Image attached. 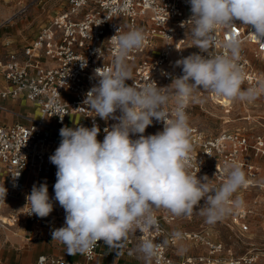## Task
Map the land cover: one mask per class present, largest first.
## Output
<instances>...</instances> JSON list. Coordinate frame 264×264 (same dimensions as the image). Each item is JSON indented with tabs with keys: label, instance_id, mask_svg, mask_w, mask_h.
Wrapping results in <instances>:
<instances>
[{
	"label": "clouds",
	"instance_id": "clouds-1",
	"mask_svg": "<svg viewBox=\"0 0 264 264\" xmlns=\"http://www.w3.org/2000/svg\"><path fill=\"white\" fill-rule=\"evenodd\" d=\"M187 3L191 15L181 26L188 29L199 51L175 62L182 75L171 77L164 87L155 81L138 85L129 57L143 47L146 36L141 28L132 26L124 31L119 27L110 38L114 47L111 68L102 73L95 70L98 82L84 101L95 113L93 117L117 122L104 129L102 142L97 139L100 128L95 123L89 128L77 121L74 127L59 130L61 140L49 160L56 167L54 200L63 208L65 219L51 236L52 241L66 246L69 255L85 254L103 241L120 256L129 233L139 231L141 239L130 254L137 255L142 264H153L160 248L169 243L168 239L144 237L158 230V210L176 217L196 214L215 224L243 205L236 193L247 184V178L239 164L225 165L219 185L213 183L217 172L210 179L189 170L193 146L186 108L197 91L242 102L264 94V80L242 87L245 73L238 63L242 41L233 31L239 22L264 41V0ZM217 28L226 33L223 41H218ZM218 43L224 51L215 54L212 49ZM86 66L87 61H81V68ZM128 80L133 83L127 84ZM170 101L174 102L171 110ZM153 120L163 123V129L144 135ZM19 174L13 175L14 179ZM6 194L3 185L0 197L4 199ZM26 205L29 215L49 216L54 205L46 181L32 186ZM171 235L182 238L180 231Z\"/></svg>",
	"mask_w": 264,
	"mask_h": 264
},
{
	"label": "built area",
	"instance_id": "built-area-1",
	"mask_svg": "<svg viewBox=\"0 0 264 264\" xmlns=\"http://www.w3.org/2000/svg\"><path fill=\"white\" fill-rule=\"evenodd\" d=\"M63 6L64 10L43 25L30 43L19 50L10 49L4 60L0 61V73L7 83V87L0 91V98L7 101L24 98L39 108V116L19 115L25 123L0 125V165L5 174L4 180H0V187L4 185L7 189L5 198L0 197V231H10L19 226L30 227L36 230L31 233V239L40 237L38 230L52 228L55 219H64L63 208L56 210L54 218L51 215L39 218L34 214L29 215L30 207L26 205V195L32 189L26 182V176L29 173L44 176L56 174V167L49 157L59 146V130L67 126L72 117L79 116L90 127L93 123L97 124L100 134L104 136V129L117 122L93 117L95 113L84 104L87 92L98 82L95 70L101 69L102 73L111 68L114 47L110 38L117 29L120 27L127 31L134 26L143 29L146 36L143 47L129 57L133 79L138 85L146 81H155L158 87L169 85L171 77L182 75V68L175 66V62L199 51L188 29L181 26L191 15L187 0H64ZM233 31L242 41L238 62L245 73L242 87L254 86L264 80V41L256 39L249 27L239 22ZM216 35L218 41L226 38L221 28H217ZM11 45L12 42H5L7 48ZM212 51L219 54L224 50L218 43ZM84 60L87 66L81 68V61ZM126 83L131 85L133 81ZM205 94L211 103L222 107L227 113L236 105L243 107L247 116L242 120L248 125H252L249 111L264 101V94L254 101L244 102L209 92ZM202 96L201 91L194 94L186 108L188 116L192 104L199 102ZM173 106L174 102L170 101L169 110ZM1 109L10 112L5 107ZM120 114L117 110L115 115ZM259 126L264 129L262 123ZM162 129L163 123L153 120L144 135L155 134ZM191 129L193 150L189 170L193 174L197 173L198 177L207 175L212 179L217 172L213 183L219 185L226 164H239L245 171L247 184L236 193L242 198L243 205L224 219L232 231H237L239 235L246 234L250 229L248 217L252 213L245 206L246 194L252 188L261 187L257 183L259 168L252 163V158L264 156V131L254 134L243 127L210 135L197 126L191 125ZM18 173L19 177L14 179L13 175ZM48 192L49 196L54 194L53 186L48 185ZM11 203L16 205L11 206ZM255 204L260 203L255 201ZM197 216L176 217L164 209L157 211L159 228L145 233L144 237L154 241L168 239L169 243L160 248L153 264H241L244 261L224 262L218 257L224 251L222 243L213 242L208 233L183 227V221H186L185 224L191 223ZM173 231H180L182 238L172 237ZM136 234L138 241L128 240L122 250L129 256L137 257L134 253L130 254L141 239L142 234L139 231ZM101 243L98 241L89 252L83 254V262L42 255L32 264H92L98 257ZM180 244H185V247ZM199 244L206 247V254L197 252ZM178 249L181 252L179 258H175L173 254ZM119 262V257L115 255L111 264Z\"/></svg>",
	"mask_w": 264,
	"mask_h": 264
},
{
	"label": "rangeland",
	"instance_id": "rangeland-1",
	"mask_svg": "<svg viewBox=\"0 0 264 264\" xmlns=\"http://www.w3.org/2000/svg\"><path fill=\"white\" fill-rule=\"evenodd\" d=\"M1 1L8 3V7H11L10 3L12 1ZM20 4V10L16 15L0 20V30L7 29L12 33V29H16V27L20 29L18 39H14L12 36H8L10 38H7V41L12 42L10 48L13 50H19L24 45L30 43L40 28L65 8L63 6L64 0H42L41 2L39 0H20ZM0 48L7 47L4 44L0 45ZM201 92L203 96L200 97L199 102L192 104L190 110V126H197L210 135H217L224 130L232 131L243 127L254 134L264 131L259 126V123L264 125V101L259 102L256 107H253L249 111L248 114L251 116L252 125H248L247 122L242 120L243 117L247 116L243 107L236 105L230 113H227L222 107L211 103L206 97L205 91ZM75 121H79V124L90 128L88 122L82 117H76ZM73 125L75 126L74 122ZM99 141L102 142L103 140L100 139ZM252 163L259 168L257 183L261 187L252 188L246 194L247 204L245 206L252 212L248 217L250 229L246 234L239 235L237 231H232L228 227V221L226 219H222L215 224L206 223L205 219L201 216L195 217L191 223L185 224L186 221H183V227L190 231L199 230L200 232H204V234L208 233L209 238L213 242L222 243L224 251L218 257L223 259L224 262L243 259L244 261L241 264H264V156L258 158L253 157ZM255 201L260 204H255ZM178 225L181 226L180 224ZM12 231L17 232L18 228L12 229ZM8 233V231H0V250L19 248L20 251L16 253L21 256V252H28L33 248V242L28 243L24 239L21 240L24 243L20 247L19 244H15L7 238ZM180 245L185 247V244ZM188 246L191 247L189 244ZM180 252L179 249L174 252L173 255L175 258H179ZM197 252L206 254L207 249L200 245ZM2 253L3 251H0V259L5 262ZM24 254L27 255V253ZM136 264H142L140 258H138Z\"/></svg>",
	"mask_w": 264,
	"mask_h": 264
},
{
	"label": "crops",
	"instance_id": "crops-1",
	"mask_svg": "<svg viewBox=\"0 0 264 264\" xmlns=\"http://www.w3.org/2000/svg\"><path fill=\"white\" fill-rule=\"evenodd\" d=\"M10 1H12L10 3L11 7H8L9 6L8 3L2 2L0 0V20L2 18L4 19L10 18L11 16H14L19 12L20 10L19 5H21L20 0H10ZM19 31L20 29L18 27H16V29H12V33L9 32L7 29L0 30V45H4L5 42H7V38H10L8 36H12L14 39H18ZM10 49L12 48H0V61L4 60ZM6 87H7V83L3 75L0 73V91L5 89ZM2 107L7 108L8 110H10V112H6L2 110L1 109ZM38 113H39V108L36 105L28 102L24 98H20L18 100H8V101L0 98V125L2 126L12 125L15 123H25L23 119L19 118V115H26L32 117L36 115L39 116ZM76 117L79 116H75V118ZM75 118L72 117L69 120L67 124L68 127H74L73 122H76ZM103 138L104 136L99 133L97 139L103 140ZM4 178H5L4 170L0 165V180H4ZM25 179L27 184L31 188L34 184L38 185L45 181L49 186H54L56 182V175L44 176V175L29 173ZM54 195L55 194H51L50 196V198H52L55 204L53 211L49 214L53 218L56 215V210L62 208L60 207L59 203L54 200ZM10 205L15 206L16 204L11 203ZM63 214L65 219V213L63 212ZM64 219L60 221L55 219L52 228L45 227L38 230V233H40V237L38 239L30 238L31 233L36 232V230L33 231L30 227L19 226L17 232H14L12 230L8 231L9 233L7 234V238L10 239L12 242H14L15 244H19L21 247V244L24 243L21 240L24 239L28 243L33 242L32 245L33 248H31L28 252H21L22 253L21 256L17 255L16 253L20 251L19 248H13L7 250L1 249L0 251H3L2 257L5 258V262H3L2 259H0V264H32L37 260L39 256L42 255L60 257L74 262H83V254L77 253L75 255H69L67 253L65 245L55 240L52 241V236H51L52 230L54 228H58L61 225H64ZM136 233L135 234L129 233L128 240L133 239L135 241H138V236ZM24 253H27V255ZM115 255L116 252H114L113 249H109L108 246L105 245L104 242L102 241L98 257L92 264H111L113 257ZM14 256H16V258H14ZM118 257L120 260L119 264H136L138 260V257L129 256L126 253H124V251H122L121 255Z\"/></svg>",
	"mask_w": 264,
	"mask_h": 264
},
{
	"label": "bare ground",
	"instance_id": "bare-ground-1",
	"mask_svg": "<svg viewBox=\"0 0 264 264\" xmlns=\"http://www.w3.org/2000/svg\"><path fill=\"white\" fill-rule=\"evenodd\" d=\"M227 121V120H226Z\"/></svg>",
	"mask_w": 264,
	"mask_h": 264
}]
</instances>
